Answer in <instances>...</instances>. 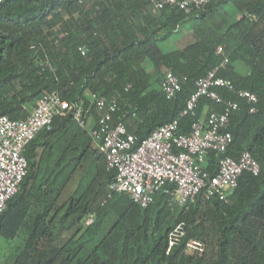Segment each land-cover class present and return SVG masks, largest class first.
Here are the masks:
<instances>
[{"label": "trees", "instance_id": "obj_1", "mask_svg": "<svg viewBox=\"0 0 264 264\" xmlns=\"http://www.w3.org/2000/svg\"><path fill=\"white\" fill-rule=\"evenodd\" d=\"M192 21L194 39L166 50L163 42ZM221 45L229 60L218 76L258 96L251 113L235 92L217 89L241 103L226 154L249 151L260 172L245 171L225 199L200 193L188 207L170 205L165 193L142 206L114 190L115 171L91 135L99 122L93 98L118 95L113 122L139 140L175 119L189 133L195 117L181 114L196 80L223 59ZM169 70L186 78L171 99L160 88ZM52 91L87 110L85 124L44 178L42 153L70 129L75 109L56 115L26 147L27 174L0 213V237L9 243L1 264H264V0H213L192 12L169 5L156 13L148 0L0 1V115L26 119ZM209 109L223 104L202 97L197 116ZM207 168L217 172L215 152ZM180 222L186 235L168 252L169 232ZM190 239L204 242L201 256L184 252Z\"/></svg>", "mask_w": 264, "mask_h": 264}, {"label": "built area", "instance_id": "obj_2", "mask_svg": "<svg viewBox=\"0 0 264 264\" xmlns=\"http://www.w3.org/2000/svg\"><path fill=\"white\" fill-rule=\"evenodd\" d=\"M148 1L156 13L169 5L186 12L199 11L213 0ZM81 51L85 54L84 48ZM217 53L223 55V59L217 67L196 80V91L181 114L195 117L189 133H180L179 119H175L139 140L122 121L113 122V114L120 110L118 95L93 98L99 122L91 135L106 160L107 168L115 171L111 185L114 190L127 194L142 206H148L159 193H165L169 195L170 205L188 207L200 193L208 198L219 196L225 199L238 186L239 178L245 171L253 174L260 172V164L249 151H243L238 158L226 154L233 138L229 130L230 120L234 111L240 109L241 103L239 100H225L217 89L226 88L235 92L246 101L251 113L258 110V96L249 90L236 88L229 78L218 76L219 68L226 66L229 57L222 45L218 46ZM185 79L169 70L165 72L160 88L171 99L181 89ZM202 97L223 104V109H209L197 116V105ZM73 109L75 120L83 126V113L87 115L88 111L76 107L57 91L40 97L26 119L0 115V213L19 191L27 174L26 147L41 130L52 127L56 115ZM211 152L218 155L216 173H211L207 168ZM92 221L93 216H90L87 223ZM184 224L178 223L169 232L168 252L184 240ZM184 252L201 256L205 252V244L190 239L185 243Z\"/></svg>", "mask_w": 264, "mask_h": 264}, {"label": "rangeland", "instance_id": "obj_3", "mask_svg": "<svg viewBox=\"0 0 264 264\" xmlns=\"http://www.w3.org/2000/svg\"><path fill=\"white\" fill-rule=\"evenodd\" d=\"M194 24H196V21L195 22L192 21L191 23L183 25L178 33L174 34V36L171 37L169 40H165L163 42V47L166 50H171L174 48H182L186 46L188 43H190L194 39V33H193ZM244 65L245 64L239 63V66L242 68L245 67ZM79 126H80V123L77 120H75V122L72 123L70 129L59 137V140L55 144V147L51 149H47L46 151L42 153V157L40 161V167H41L40 174L42 178H44L51 171L55 160L60 155L61 150L64 148L68 140L72 137V135L79 128ZM104 161H105L104 158L98 161L99 168H103ZM100 179H101V176H98L97 180H100ZM8 247H9L8 241L0 237V264L3 261L5 254L7 253Z\"/></svg>", "mask_w": 264, "mask_h": 264}]
</instances>
